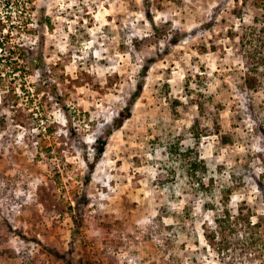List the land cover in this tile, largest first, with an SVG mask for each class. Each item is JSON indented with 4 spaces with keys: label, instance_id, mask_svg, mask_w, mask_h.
Returning a JSON list of instances; mask_svg holds the SVG:
<instances>
[{
    "label": "rangeland",
    "instance_id": "rangeland-1",
    "mask_svg": "<svg viewBox=\"0 0 264 264\" xmlns=\"http://www.w3.org/2000/svg\"><path fill=\"white\" fill-rule=\"evenodd\" d=\"M240 2L31 0L23 19L14 10L6 45L34 62L25 76L0 67V97L7 86L20 93L0 128V264H264V85L243 84L237 33L252 2L238 14ZM139 81L84 189V155ZM174 146L206 169L189 178ZM83 194L75 228L70 208ZM225 210L252 225L223 228Z\"/></svg>",
    "mask_w": 264,
    "mask_h": 264
},
{
    "label": "trees",
    "instance_id": "trees-1",
    "mask_svg": "<svg viewBox=\"0 0 264 264\" xmlns=\"http://www.w3.org/2000/svg\"><path fill=\"white\" fill-rule=\"evenodd\" d=\"M3 2V6L5 9L3 14H0V67L6 71L7 68H11L12 72H19L22 76H25V73L28 72L29 67L32 66V62L29 60V56L24 48H20L19 46L14 47L15 49H11L10 46L6 45L10 36L12 35L13 29L15 28L18 30V25L14 24L13 21V14L14 10L17 11L18 16L23 19L26 16V11L29 8V4L31 0H0ZM148 2V0H145ZM238 1V0H236ZM251 8H252V15L250 21L248 23L244 22L243 19L240 21L239 29L240 32L237 33L238 40H239V47L242 53V63L245 67V71L243 73V84L244 87L249 91H257L260 86L264 85V0H251ZM247 0H241L239 3V7L234 9L237 11L238 14H241V7L246 6ZM24 22H27L26 20ZM27 25V23L25 24ZM7 27V29H6ZM5 30V33H3ZM234 37V35H231ZM7 48L8 52L12 54V56L7 55L5 49ZM1 52H3L1 54ZM6 54V55H5ZM17 56L14 58L13 55ZM20 59L22 63H19L17 59ZM40 58V57H39ZM34 60V59H32ZM41 61V59H40ZM41 63H33L34 68L40 67ZM148 69L147 65H144L143 72H146ZM4 74L5 73H1ZM16 76V75H12ZM2 76H0V79ZM15 79V77H12ZM5 86V85H4ZM22 94L25 95L28 91L24 86H21ZM142 88V82L139 81L137 89L134 93H132L131 97L128 99L125 107H123L116 117H114L111 126L105 132L104 136L101 139L96 140L99 144L98 147L94 148L92 153V158H89L86 154L83 157V160L86 164V171L84 177V189L89 182L91 177V173L95 167L96 162L99 159V156L102 154L104 150V146L106 144V140L109 134L118 129L123 122L130 117L131 115V108L139 96V92ZM55 90V89H54ZM4 93L0 97V128L8 122V115L6 111H13V108L17 105V99L20 97V93L17 89H14L12 86H7L4 88ZM26 92V93H25ZM55 95L56 98L58 97V93L56 90L52 93ZM29 100H32L30 98ZM63 108V114L65 116V120H67L68 125H71L72 117H71V110L66 107V105L62 102L61 103ZM75 112V111H74ZM19 112L17 109L14 110L13 116H11V120H14L16 117H19ZM42 118L43 117L42 115ZM43 124L45 126V133L49 134L50 132V125L45 119ZM194 127H191L192 132L194 131ZM50 149V148H49ZM173 154H176V159L182 163L184 169L182 170L183 173L185 172L189 178L196 176L197 172L204 171L206 169L204 162L199 156L192 157L191 155V148H184L174 146L171 151ZM200 186L203 187L204 183L202 179L199 178ZM206 184V183H205ZM85 202V194L81 196L80 199L75 201L74 207H71L70 210L72 212L71 218L74 223L75 228L79 227L80 220L82 217V205ZM186 207V206H185ZM218 222L221 224L223 228H229L231 225H236L237 222L240 221L239 225L247 223L251 224L249 217L247 216H234L229 213L227 210L224 211L219 217H217ZM248 239L252 240L253 237H248ZM256 241L252 240L250 244H254ZM228 243H233L232 240L227 241Z\"/></svg>",
    "mask_w": 264,
    "mask_h": 264
}]
</instances>
